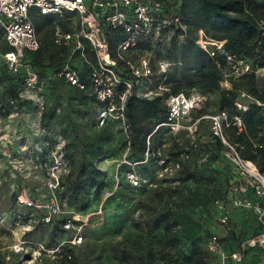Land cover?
<instances>
[{
	"label": "rangeland",
	"instance_id": "rangeland-1",
	"mask_svg": "<svg viewBox=\"0 0 264 264\" xmlns=\"http://www.w3.org/2000/svg\"><path fill=\"white\" fill-rule=\"evenodd\" d=\"M147 1H158L168 14L178 6V0ZM257 1L264 10V0ZM46 38L35 89L10 78L0 59V264H62L68 251L75 264H206L207 237L224 233L219 203L228 204L234 195L251 205L264 198L245 187L244 173L206 119L192 134L160 128L147 136L162 149L163 163L151 149L132 153L122 118L109 115L102 122L104 105L89 88L80 90L49 65L54 47ZM149 52L153 61L162 53ZM63 58L81 71L88 68L73 45L65 47ZM86 58L93 63L90 51ZM254 75L264 88V68ZM247 83L231 74L236 98L246 104ZM148 86L160 91L155 82ZM144 87L136 92L141 95ZM202 94L189 121L219 109V91ZM19 196L32 204H20ZM229 215L233 231L256 230L252 206Z\"/></svg>",
	"mask_w": 264,
	"mask_h": 264
},
{
	"label": "built area",
	"instance_id": "built-area-1",
	"mask_svg": "<svg viewBox=\"0 0 264 264\" xmlns=\"http://www.w3.org/2000/svg\"><path fill=\"white\" fill-rule=\"evenodd\" d=\"M42 14H52L63 20L67 29L58 23H51L52 41L59 46L73 45L78 49L85 62L88 63L87 79L80 75V70L64 62L57 71L70 84L79 89L89 88V95L104 105L98 117L103 122L109 115L122 118L123 126H128L124 118V105L128 96L136 92V88L145 83L140 91L144 97L161 95L165 86L166 72L171 65L167 58H151V51L157 42L163 43L170 37L174 29L184 28L179 16L161 11L158 1L147 0H0V56L11 72L22 70L24 87L35 89L38 84V73L24 61L26 51H35L40 45L37 32L29 19L31 9ZM116 30H121L122 37L116 38ZM196 42L209 54L215 57L224 56L226 69L216 82L221 88L231 86V74H242L250 71V65L232 52L223 49V41L208 38L203 30H198ZM140 44L148 48H140ZM5 46L4 49L2 47ZM88 48V49H87ZM141 49L142 54H130L133 49ZM87 51L93 55V63L86 58ZM121 62L119 70L117 64ZM157 84L160 91L148 85ZM119 84L124 87L118 90ZM137 95H139L136 92ZM244 94V93H243ZM203 94L197 89L189 92L169 93L165 97L167 106L166 118L156 124L155 129L167 128L173 133L181 131L192 134L199 122L206 119L213 136L218 137L229 149L232 160L244 173V185L250 188L258 199L264 198V178L253 163L239 157L234 147L226 140L224 129L236 126L242 129L239 115L229 116L220 110L201 114L189 121L193 109L203 100ZM237 109L245 110L247 106L235 102ZM148 153V152H147ZM161 148L156 149L158 162L163 163ZM128 180L136 184L137 177L133 172L127 173ZM19 203H28L27 199L18 198ZM250 205L256 211L259 228L256 232L240 239L238 247L232 250L221 239L230 230L229 213L236 207ZM218 220L224 233L211 234L206 242V251L213 256L210 264H264V203H243L238 195H234L228 204L221 201L218 205ZM68 226L67 223L64 224ZM81 236L75 235L74 242H80Z\"/></svg>",
	"mask_w": 264,
	"mask_h": 264
},
{
	"label": "trees",
	"instance_id": "trees-1",
	"mask_svg": "<svg viewBox=\"0 0 264 264\" xmlns=\"http://www.w3.org/2000/svg\"><path fill=\"white\" fill-rule=\"evenodd\" d=\"M173 14L179 16L184 28L174 29L168 41L157 42L154 47L162 52L157 57L167 58L171 62L165 78L167 89L161 95L151 98L133 92L125 101L124 118L128 126L129 150L143 155L151 149L150 153L157 160L156 149L160 147L154 146V142H150L147 136H151L152 131L159 130L160 128L154 130L156 124L166 118L167 94L189 92L193 88L201 92L217 90L220 95L217 111L224 110L230 117L239 115L242 120L241 130H237L236 126L224 129L226 140L234 147L239 157L250 160L264 178V88L258 87L254 75L256 69L264 68V10L257 0H178L177 9ZM29 19L37 32L40 45L35 51H26L24 61L38 73L37 66L44 59L48 37L50 45L54 47L49 54V65L54 67L57 73L66 62L63 58L65 47L52 41L51 23L56 22L63 29H67L66 23L52 14H42L34 8L29 12ZM199 29L203 30L208 38L223 41L225 51L234 53L250 65V71L239 74L248 80L247 96L250 103L246 104L237 99L232 85L228 89L218 85L216 80L222 77V72L226 69L224 56L219 53L211 57L199 46L196 42ZM42 31L44 35L41 36ZM115 36L122 37L121 30H116ZM143 47L148 48V45L140 44V48ZM4 48L5 46L2 47ZM173 63L177 66L173 67ZM5 67L10 78L23 84L22 70L11 72L6 65ZM80 72L81 77L88 80L87 69ZM123 87L119 84L118 90ZM10 92L17 97L12 87ZM236 101L245 104L247 108L237 109ZM213 137L219 145L225 146L218 137ZM255 228H259L258 220ZM254 232L247 233L240 229L233 231L230 228L221 239L228 245V249L232 250L238 247L241 238ZM213 233L216 232L211 234ZM71 256L72 251H68L62 258V264H75ZM212 259L213 256L208 253L206 264H210Z\"/></svg>",
	"mask_w": 264,
	"mask_h": 264
},
{
	"label": "bare ground",
	"instance_id": "bare-ground-1",
	"mask_svg": "<svg viewBox=\"0 0 264 264\" xmlns=\"http://www.w3.org/2000/svg\"><path fill=\"white\" fill-rule=\"evenodd\" d=\"M253 166H254L253 169H254V168L256 169L255 165H253Z\"/></svg>",
	"mask_w": 264,
	"mask_h": 264
}]
</instances>
